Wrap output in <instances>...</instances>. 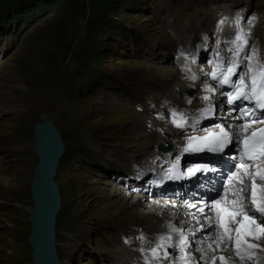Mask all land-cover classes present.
<instances>
[{
	"label": "rangeland",
	"instance_id": "obj_1",
	"mask_svg": "<svg viewBox=\"0 0 264 264\" xmlns=\"http://www.w3.org/2000/svg\"><path fill=\"white\" fill-rule=\"evenodd\" d=\"M25 2L0 0V8ZM222 2L254 12L260 23L251 27V36L264 42V0ZM54 3L48 0L15 22L0 17V264H34L35 127L44 121L58 130L65 149L54 176L61 195L55 223L61 263H122L130 250L150 247L148 232L145 239L139 237L160 214L154 209L158 202L179 198L138 191L134 179L129 185L119 180V173L130 180L125 172L132 169L141 174L135 169L142 164L140 156L131 153L140 143L137 123L151 124L152 117L159 120L175 109H167L166 95L156 92L177 83L169 75H178L182 57L200 52L193 46L186 50L185 38L209 46L204 49L209 56L213 46L234 41L235 32L219 27L204 0H109L103 9L97 0H73L71 9L53 8ZM247 40L248 52L252 38ZM206 61L202 64L209 71ZM190 90L185 95L192 97ZM219 92L214 113L224 101ZM159 136L167 140L170 135ZM175 220L187 227L186 220ZM187 232L192 237L194 232ZM225 253L232 264H241L231 248ZM201 256L193 255V262L204 264ZM260 261L252 257L245 264Z\"/></svg>",
	"mask_w": 264,
	"mask_h": 264
},
{
	"label": "snow or ice",
	"instance_id": "obj_2",
	"mask_svg": "<svg viewBox=\"0 0 264 264\" xmlns=\"http://www.w3.org/2000/svg\"><path fill=\"white\" fill-rule=\"evenodd\" d=\"M232 43L235 47L229 49L232 55L227 61V67L223 66L225 61L221 58V62L207 75L221 87L230 86L231 91L226 93L228 104L240 102L243 105L244 102H248L252 107L239 109L245 121L235 132L231 128H226L223 123L216 124L214 129H203V135L187 136L186 145L181 150L184 153L223 154L230 145L234 143L239 145L238 156L230 157L234 163L231 166L226 165L230 170L226 182L217 189V198L212 199L210 203L203 199L199 202L201 206L197 211L206 223H201L193 216L201 232L205 228L211 230L197 241L200 245L207 243L206 249L203 247L196 249L202 253L201 259L204 260V264H217V260L220 264H229L227 257L215 255L218 249L223 251L222 246H230L241 264H245L260 247L250 241L264 239V126L253 127L264 125V118H257L256 115L259 112L260 116L264 117V62L261 61L256 49H251L250 53L246 51L248 48L246 34L238 33ZM242 64L244 71L237 76V70ZM234 76L237 77L235 80L232 79ZM191 79L196 80L197 77L193 74ZM205 90L208 93L215 92V88L207 85ZM202 99L208 102V106L199 110V116L213 114L212 96L205 95ZM170 115V122L175 128L198 130L196 125L199 117H189L175 109L171 110ZM179 163L180 157L177 156L168 169L169 178L178 179L184 175L179 171ZM209 170L215 171L209 169L208 165L193 164L186 169V173L191 176ZM246 190L249 195L245 194ZM206 208L208 214L205 213ZM168 228L170 232L160 235L155 247L151 248L152 257L168 261L169 264H193V257L188 251L191 242L188 236L184 235V230L172 224H169ZM173 234H177L178 239L174 240ZM192 236L194 237L195 233H192ZM139 239L143 240L145 237L141 235ZM169 248L172 249L171 252ZM177 250L178 256L175 254ZM146 264H151V261L146 260Z\"/></svg>",
	"mask_w": 264,
	"mask_h": 264
},
{
	"label": "bare ground",
	"instance_id": "obj_3",
	"mask_svg": "<svg viewBox=\"0 0 264 264\" xmlns=\"http://www.w3.org/2000/svg\"><path fill=\"white\" fill-rule=\"evenodd\" d=\"M209 28L210 26L206 27V29H209ZM230 32H232V30ZM225 43H226V46H223V45H219V47L215 46L214 50L215 51L218 50L217 52L219 54L218 53L217 54H218L219 60L223 58L224 60L228 61L232 55L229 49L234 48L235 45L231 41H228V40H226ZM193 47L198 48L200 52L197 53L196 56L192 55L193 56L192 58H190L189 56H188L189 58L182 57L179 61L181 68L177 71L178 72L177 73L178 75H176L177 77L174 75H169L170 78L176 79L177 83L173 85H165L164 86V88L166 89L165 92L163 93L160 92V89L162 88L161 87L160 89H158V92L156 93L157 94L160 93L161 95L163 94L166 95L163 99L165 100V102L170 104V105H167V109L173 106L175 110H177L178 112H184L189 117H192V116L199 117V122L196 125V128L198 130L193 131L191 128L186 129V130H180V129L175 128V126L171 124L170 122L171 115L168 111H165L162 115L163 118L159 120H155V118L152 117L151 124L146 123V122L140 124L142 120L141 121L139 120V122L138 120H135L136 122H138L137 123L138 127L141 128L142 132H141V135L140 134L138 135V138L140 139V143L137 145L138 146L137 149L131 150V153L135 156H138V155L140 156V158H138V160L142 161V164H141L142 167L140 168H143V169L151 168V169H157V170H164L168 167V165L171 162H174L176 160V157L179 156L180 153H182L181 150L186 145L187 136L202 135L204 133L203 129H214V126L220 123H223L226 128H231V130L235 132L238 129V126L241 124L240 121H242L243 115H241V113H239L238 111L233 110L234 108H232L230 104H227L225 100L222 102L224 106H222L219 111H216V113H213L211 115H207L204 117L199 116V110L208 106V102L204 101L202 97H204L205 95H211L212 96L211 103L214 109L217 98L220 93L219 92L220 90L213 84L212 80L210 79V75H207L211 73V69L210 71H208V68H206V66L202 64L203 60L208 58V56L205 54L204 49L209 46L194 42ZM165 73L171 74V72H168V71H165ZM193 74L197 77L196 80L191 79V76ZM165 76H167V74H165ZM206 85L215 88V92L208 93L205 90ZM191 88L193 90V92H191V95L193 94L194 95L192 97L189 95H185L186 91ZM189 101H191V103H189ZM212 118L217 119L218 121L211 124ZM190 123H191V120H190ZM201 123L205 125L200 126ZM149 127L151 128L150 131H148ZM159 132L164 133V134L168 133L170 136L167 138V140H165L163 139V137L159 136ZM162 141H165V142H162ZM159 143L163 145L165 143L171 144L173 148L168 152H163L161 149H159V147L162 146V145L158 146ZM157 147H158V150H157ZM235 148H236V143L231 145V148L228 150V153L232 154ZM229 154H226L225 156L229 158ZM138 164L139 162L136 163L135 168L138 166ZM132 170L134 172L136 171L134 169ZM131 171H128V172H131ZM217 172H219V170H217ZM118 176L124 177V173H119ZM127 181L131 183L132 178ZM191 184H192V187L191 189H188V190L192 192V189L195 188L193 194L195 196H198V199L190 201V202H186L187 200L181 201L180 200L181 198L180 199L178 198L172 201L164 200L163 203H161L162 201L158 202L159 203L158 207L154 209H157L160 212V214L157 215L155 221L149 220L150 224L148 225L145 224L144 226L145 230L143 231L144 233L142 234L145 237L147 236L146 232L150 234L148 236L153 239L150 244V247L148 249L140 250L138 252H136L135 250H132V251L130 250L128 257H127L128 258L127 262H129L128 264H146V260H150L151 264H169L168 261L157 260L153 258L152 253H151V248L155 247V244L158 241V238L160 235L170 232V229L168 228L169 224L175 225L177 227L179 226L175 220L177 217L178 218L180 217L182 220L187 221V227L185 226V229L183 230H184V235L188 236L191 242V246L188 249V251L191 253L192 257L193 255L201 253L196 250L197 248L199 247H203L205 249L207 248V243L203 245L198 244V246H196L197 240L194 237L198 235L199 238H202L204 235H206L211 230L208 228H205L204 231L201 232L193 216L198 218L201 223H206L203 219V216H201V214L197 211V208L201 206L199 202L202 199L210 203L211 200L214 199V197L208 196L205 194H200L199 191L197 192L198 189L194 185V181ZM172 190L173 189H169V188H165L162 191L155 189L153 192H154V195L155 194L158 195L160 193H165L164 195H166V193ZM245 194L249 195L247 190ZM169 196L175 197L173 195H169ZM190 205H194L195 207H190ZM249 209H251L250 203H249ZM205 213L208 214L207 208L205 209ZM187 230L188 231L192 230L195 233V236L191 237L190 234H188ZM173 239L174 240L178 239V235L173 234ZM259 241H264V239L253 240L250 242L255 243L260 246V243H257ZM222 247H223V251L218 249L217 252L215 253L217 257L221 255L224 256V254H226L225 253L226 249L228 250L229 248H231L230 246H222ZM175 254L177 256L179 255L178 250ZM254 257H260L261 258L260 264H264V246H260L258 249L254 251L253 258ZM234 258L235 260L239 261V259L235 255H234ZM227 259L229 261V264H232V260L230 258H227ZM117 264H122V263H120V261L118 260ZM193 264L195 263L193 262ZM217 264H220L219 260H217Z\"/></svg>",
	"mask_w": 264,
	"mask_h": 264
},
{
	"label": "water",
	"instance_id": "obj_4",
	"mask_svg": "<svg viewBox=\"0 0 264 264\" xmlns=\"http://www.w3.org/2000/svg\"><path fill=\"white\" fill-rule=\"evenodd\" d=\"M36 165L31 190L34 208L30 215L34 264H62L55 244V223L61 207L60 189L54 176L59 160L65 153L58 130L50 122L35 127Z\"/></svg>",
	"mask_w": 264,
	"mask_h": 264
},
{
	"label": "trees",
	"instance_id": "obj_5",
	"mask_svg": "<svg viewBox=\"0 0 264 264\" xmlns=\"http://www.w3.org/2000/svg\"><path fill=\"white\" fill-rule=\"evenodd\" d=\"M37 0H27L24 4L20 5H11L7 7L0 8V17H6L5 19L12 18L15 22V20H18V17H22L25 14H33L34 13V7H42L45 4H47L48 0L41 1L39 0L38 3H36ZM32 3V4H31ZM97 3H99V6L103 9L104 7L109 4V0H97ZM52 7L56 8H65V9H71L73 8V0H55V3L52 4Z\"/></svg>",
	"mask_w": 264,
	"mask_h": 264
}]
</instances>
